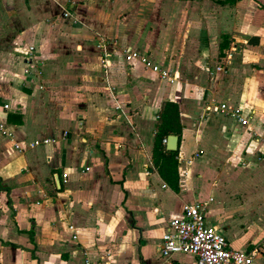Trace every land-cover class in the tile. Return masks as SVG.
I'll list each match as a JSON object with an SVG mask.
<instances>
[{
    "label": "crops",
    "instance_id": "crops-1",
    "mask_svg": "<svg viewBox=\"0 0 264 264\" xmlns=\"http://www.w3.org/2000/svg\"><path fill=\"white\" fill-rule=\"evenodd\" d=\"M166 101L183 125L178 190L153 163ZM0 124L14 135L0 132V264H196L160 247L197 200L264 264V0H0Z\"/></svg>",
    "mask_w": 264,
    "mask_h": 264
},
{
    "label": "built area",
    "instance_id": "built-area-1",
    "mask_svg": "<svg viewBox=\"0 0 264 264\" xmlns=\"http://www.w3.org/2000/svg\"><path fill=\"white\" fill-rule=\"evenodd\" d=\"M66 16L69 15L67 11ZM35 51V47H30ZM125 58L127 61L140 60L147 67L158 73L162 80L175 82L171 69L163 67L159 63L153 62L150 57L139 51H126ZM102 65L106 74L112 66L111 54L105 50L102 56ZM110 92L114 95V109L117 112L126 114L122 102L115 95L116 88L109 84ZM10 105L6 104L8 108ZM219 111L226 113L234 118L240 125L248 126L250 119L245 115L244 108L240 105L230 106L228 103H222ZM0 132L9 137H14L4 124H0ZM51 139L35 140L30 143L32 147L40 143H48ZM165 142L167 139L164 140ZM19 148V146L17 145ZM199 155V154H197ZM65 178L67 174H64ZM165 186V185H163ZM210 198L209 201H212ZM206 203L204 201L187 202L183 205V215L174 217L169 221L167 230L162 236L160 253L162 257L167 258L176 253H189L196 257V264H255L257 253L254 250H235L229 246L226 236L214 225L208 223L206 216ZM74 229V238L78 237L77 229ZM82 264H101L90 258H86Z\"/></svg>",
    "mask_w": 264,
    "mask_h": 264
},
{
    "label": "trees",
    "instance_id": "trees-1",
    "mask_svg": "<svg viewBox=\"0 0 264 264\" xmlns=\"http://www.w3.org/2000/svg\"><path fill=\"white\" fill-rule=\"evenodd\" d=\"M229 46L228 39L221 45V50H225ZM183 125L181 122L180 106L174 101H166L159 115V122L156 127L155 142L153 149V163L170 186L179 189V161L178 151H170L166 148L168 135H181Z\"/></svg>",
    "mask_w": 264,
    "mask_h": 264
},
{
    "label": "water",
    "instance_id": "water-1",
    "mask_svg": "<svg viewBox=\"0 0 264 264\" xmlns=\"http://www.w3.org/2000/svg\"><path fill=\"white\" fill-rule=\"evenodd\" d=\"M178 135L176 134H171L168 136L166 144H167V149L170 151H175L178 148Z\"/></svg>",
    "mask_w": 264,
    "mask_h": 264
}]
</instances>
